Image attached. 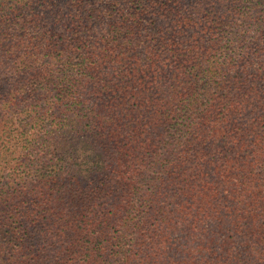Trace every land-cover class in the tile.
Here are the masks:
<instances>
[{
	"label": "trees",
	"instance_id": "obj_1",
	"mask_svg": "<svg viewBox=\"0 0 264 264\" xmlns=\"http://www.w3.org/2000/svg\"><path fill=\"white\" fill-rule=\"evenodd\" d=\"M8 1L0 264H264V0Z\"/></svg>",
	"mask_w": 264,
	"mask_h": 264
},
{
	"label": "rangeland",
	"instance_id": "obj_2",
	"mask_svg": "<svg viewBox=\"0 0 264 264\" xmlns=\"http://www.w3.org/2000/svg\"><path fill=\"white\" fill-rule=\"evenodd\" d=\"M18 0H14L13 2L10 0L8 1L10 3V5H14L15 8H19V4H16ZM21 10V9H20ZM17 13V12H16ZM19 13V12H18ZM250 39L249 40H254L256 41V45L255 46V51L256 53L261 57V43H258V41H261V36H259L258 32L255 33H249ZM185 49H187V46L184 47ZM142 57V56H141ZM253 64L257 65V60H254L252 62ZM169 68H171V66H169ZM264 81V74L261 75ZM259 89L261 91V80H260V85H259ZM254 115V114H253ZM264 117V109L257 114V118H259L261 120V118ZM181 242V239L179 240V243ZM65 245V244H64ZM64 245L62 248L58 249V251H56L57 256L55 257V261L57 262V264H81L82 263V257H83V253L82 254H75L73 256H69L67 252L64 251ZM250 262H248L249 264H256L257 262H255L254 259H250Z\"/></svg>",
	"mask_w": 264,
	"mask_h": 264
}]
</instances>
